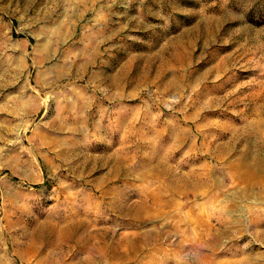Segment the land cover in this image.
<instances>
[{"label":"rangeland","instance_id":"1","mask_svg":"<svg viewBox=\"0 0 264 264\" xmlns=\"http://www.w3.org/2000/svg\"><path fill=\"white\" fill-rule=\"evenodd\" d=\"M0 264H264V0H0Z\"/></svg>","mask_w":264,"mask_h":264},{"label":"crops","instance_id":"2","mask_svg":"<svg viewBox=\"0 0 264 264\" xmlns=\"http://www.w3.org/2000/svg\"><path fill=\"white\" fill-rule=\"evenodd\" d=\"M61 1H63V0H61ZM45 15H46V17H49L50 16V11L47 10V12L45 13ZM90 61H92V59H90ZM15 101H16V105H18L20 107H22V106L25 105V102L23 101V94H21V92H20L19 95H17V97H15Z\"/></svg>","mask_w":264,"mask_h":264},{"label":"bare ground","instance_id":"3","mask_svg":"<svg viewBox=\"0 0 264 264\" xmlns=\"http://www.w3.org/2000/svg\"><path fill=\"white\" fill-rule=\"evenodd\" d=\"M247 172V171H246ZM255 182V181H254ZM248 190V189H247ZM260 199H262V198H260ZM226 231V230H225ZM228 231V230H227ZM221 233H223V232H221ZM161 234V233H160ZM224 234V233H223ZM221 236H222V234H221ZM220 237V236H219ZM217 241V240H216ZM90 258V257H89ZM92 259V258H91ZM97 260V259H96ZM92 261V260H91ZM95 261V260H94ZM99 261H101V260H99ZM94 263V262H93Z\"/></svg>","mask_w":264,"mask_h":264}]
</instances>
